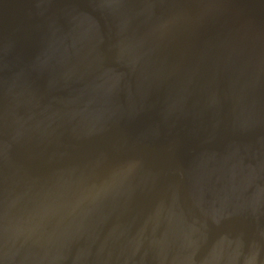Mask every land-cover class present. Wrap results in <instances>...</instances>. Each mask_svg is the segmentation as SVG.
<instances>
[{"label":"water","instance_id":"obj_1","mask_svg":"<svg viewBox=\"0 0 264 264\" xmlns=\"http://www.w3.org/2000/svg\"><path fill=\"white\" fill-rule=\"evenodd\" d=\"M28 2L31 3L0 0V28L2 20L6 21L5 32L0 31V34L6 44L11 45L4 61L1 60L0 86L13 89L9 90L8 96L24 99L22 104H27L26 113L15 115L22 104L11 114L0 106V134L6 135L10 131L15 138L22 135L26 127L31 135L40 140L65 146L49 151L47 147L43 150L31 147L32 142L23 143L27 151L24 155L27 154L26 159L30 157L28 168L26 164H21L14 145L0 151V169L5 173L6 180L0 193V204L2 198H7L8 189L17 187L19 181L27 178L36 181L38 186L37 192H31L33 198L44 199L46 192L38 184L65 172L60 166L63 157L66 161L119 150L117 146L125 143L119 140L120 129L107 120L100 127L93 123L94 119L102 121L106 117L104 109L109 103L101 98V94L106 93L104 86L113 80L125 78H130L134 84L152 75L151 94L161 80L152 70L166 71L161 74L166 76L171 63L173 65L177 59L178 67L168 76V82L161 84L165 90L171 86L170 96L176 94L171 100L173 111L161 110V120L164 122V116H176L170 126L174 137L178 138L174 144L181 143L186 149L184 155L177 156L179 164L187 167L195 162L194 176L199 172L198 176L206 182L215 181L212 188L218 191L213 199L210 198V203L218 205L220 211L213 217L202 213L185 219L186 212L193 211L192 208L196 206L182 193L184 179L176 174L170 185L175 203L173 222L176 224L173 227L174 232L179 230L181 234H177L169 245L160 246L161 254L156 261L160 264H264V96L255 94L251 97L259 90L253 89L260 88V84L247 87L245 93L239 86L241 91L233 92L230 97L218 96L217 100H207L213 91L209 81H217L220 76L222 80L226 79L230 71L240 65L252 67L257 71L255 76H264V0H208L205 14H201L197 22H189V29L178 30L174 35L176 44L170 40L173 36L164 31L165 24L161 20L165 13L160 20L156 17L159 7L162 9L163 0ZM176 22L173 19L169 24L174 26ZM149 23L152 29H149ZM103 32H107V36L104 37ZM250 33L256 34L254 43L262 41L263 46L261 51L253 50L254 54H244L252 48L243 47V43L235 45L234 42H240L244 37L251 39ZM189 41L192 45L202 44L204 50H192V54L183 52L188 49L186 44ZM224 44L230 47L234 45V49L224 52L221 50ZM172 50H175V54ZM120 53L128 56L130 61L127 58L124 60ZM229 63L231 67L227 71ZM6 68L10 77L1 72ZM191 77L196 82L189 88H183L182 85ZM172 86L182 91L176 92ZM191 88H197L205 97L200 110L196 107L195 96L186 93ZM147 91L146 86L143 92ZM6 96L7 93L0 95V99ZM84 97L90 100L84 101ZM152 120L151 115L146 117L147 130L155 127ZM128 141L135 143L134 139ZM187 142L191 145L187 146ZM36 150L42 152L37 153ZM21 151L19 149L18 153ZM241 152L247 158L244 162H250L248 170L236 169ZM41 155L50 160L48 171H41L42 167L37 163ZM212 156L218 158L220 163H211ZM16 164L20 171H17ZM232 171L238 179L223 192L224 182H229V178L227 181L225 179ZM81 173L78 168L77 174L80 176ZM245 176L252 178L251 183L258 184H250L252 192L243 183L247 179ZM246 187L251 192L252 201L242 200V196H238L240 188ZM141 191L143 197L148 195ZM121 193H118L116 200L120 199ZM116 196L117 193L104 195L100 201L110 203ZM64 197L62 194L56 195L53 201L61 202ZM21 204L27 205L24 199ZM91 204L87 201L84 206ZM228 205L232 208L227 212ZM213 206L209 209H213ZM208 219L214 228L205 227ZM18 224L31 230L29 226L33 222L18 220ZM237 228L243 230L241 234L236 233L235 238H228L238 231ZM119 231H115L114 235L122 241L131 235L128 228ZM62 233L67 236V231ZM201 239L204 240L202 250L194 251L193 242ZM209 239L212 247L205 245V240ZM242 239L246 242H241ZM222 253L224 257L218 259L216 255ZM227 253L233 260L225 259ZM192 254L200 258L193 260ZM203 255L204 258L201 257Z\"/></svg>","mask_w":264,"mask_h":264},{"label":"bare ground","instance_id":"obj_2","mask_svg":"<svg viewBox=\"0 0 264 264\" xmlns=\"http://www.w3.org/2000/svg\"><path fill=\"white\" fill-rule=\"evenodd\" d=\"M24 2L29 3L28 0H24ZM208 6V0H163L162 9L159 7L156 17L160 20L165 13L164 19L161 20L165 24L164 31L171 35L170 37L173 36L170 40L176 44L174 35L177 34V31L189 29V22H197L201 14H205ZM196 9L198 10L196 11ZM173 19L177 21L174 26L169 24V21H173ZM5 23L6 21L3 19L0 28L3 33L6 28ZM151 23L153 24L154 21ZM152 28L149 23V29ZM153 32L155 31L153 30ZM103 33L104 37L108 34L107 32ZM109 33L111 32L109 31ZM250 36L251 39L244 37L240 42L233 41L235 45L243 43V47L252 48L244 54H254L253 50L261 51L262 49V41L254 43L256 34L250 33ZM8 37L11 38L10 34ZM248 40L249 42H246ZM14 44H17L16 41ZM10 46L6 44L0 34V68H3L1 60L4 61L5 53L8 52ZM186 46L188 49L183 52L189 51L191 54L192 50L197 52L204 50L202 44L192 45L190 41ZM233 46L224 44L221 50L224 52L231 51L234 49ZM168 53L167 51L166 58ZM172 53L175 54V50H172ZM120 55L124 60L127 58L130 61L125 54L120 53ZM177 67L178 61L175 59L173 65L171 63L169 67V74L166 76H161L166 71L155 72L152 70L161 80L151 94L152 84L150 80L152 75L145 80L140 79L134 84L130 82V78H125L113 80L104 86L106 93L101 94V98L109 103L106 105L107 109H104L106 117L102 121L94 119L93 123L96 127H100L107 120L120 129L119 140H124L125 143L117 146L119 150L112 148L115 151L100 152L96 155L66 161L63 157L60 166L62 165L65 172L61 173L59 177L48 178L42 184H38L43 187L41 189L47 195L42 200L33 198L31 192L34 190L37 192L38 186L36 181L28 178L22 179L17 183V187L14 186L6 191L7 198H2V204H0V264H160L156 261L161 254L160 246L169 245V242H172L177 234H181L179 230L174 232L176 224L173 222L175 203L170 186L173 184L172 181L176 174L184 179L181 187L182 193L190 198L196 206L192 208L193 211L186 212L185 219H192L202 213L210 217L218 214L220 207L210 203L218 191L215 187L212 188L215 181L206 182L198 176L199 172L194 176L193 171L197 166L195 162L187 167L179 164L180 161L177 156L184 155L186 149L181 143L174 144L178 138L174 137L175 133L171 132L170 126L176 120V116H164V122L161 120V110L173 111L171 100L176 96V94L170 96L171 86L169 90H165L161 84L168 82V76ZM227 67L228 71L231 63ZM1 72L7 77L11 76L8 68L1 69ZM256 74L257 71L252 67L240 65L230 71L226 79L222 80L220 76L217 81H209L213 91L212 95L207 96V100H217L218 96L220 98L230 97L233 92L236 93L240 90L239 86L245 93L247 87L258 84H260V88L253 90H259L251 97L255 94L264 96V76H255ZM195 82L196 80L191 77L185 81L182 87L189 88ZM146 86L148 91L143 92ZM172 87L176 92L182 91ZM3 89L4 87L0 86L1 93H7V99L4 97L0 99V106L5 110L8 109V114L14 113L15 110L20 109L19 105L25 100H19L13 96L9 97L8 92L13 89ZM1 93L0 95H2ZM186 93L195 96L196 107L200 110L199 107L204 102L205 97L203 98L197 88H191ZM84 98V101L90 100L87 97ZM154 109L157 111H153ZM26 111L27 104L25 103L14 115L20 112L26 113ZM255 114L256 112H254ZM148 115L153 117L152 121L155 124L151 130H147L148 127H145ZM164 123L168 125H164ZM22 133L15 138L10 131H7L6 135L1 133L0 151H5L14 145V150L19 155L21 164L23 166L26 164L27 168V161L30 157L26 159L27 154L24 155V153L27 151L23 143L32 142L31 147L41 150L47 147L49 151L60 150L65 146V144L58 142L40 140V138L31 135L26 127L23 128ZM166 138L167 140H165ZM130 139H134L135 143H129L128 140ZM1 141L3 142L1 143ZM185 144L191 145L188 142ZM19 149H22L21 153H18ZM36 151L37 153L42 152ZM245 159L247 158L241 152L238 157L239 163L236 164L237 170L249 169L250 162H244ZM49 161L41 155L37 162L42 167L41 171H48L50 168ZM212 162L220 163L218 158L213 156ZM16 168L17 171H20L17 164ZM78 168L82 171L80 176L77 174ZM245 177L247 179L243 180V183L252 192L253 187L250 184L254 186H258V184L256 182L251 183V177ZM228 178V184L224 182L223 192L230 189L238 179L233 171L225 181ZM5 184V173L0 169V193ZM247 187L240 188L238 196H242V200L249 199L248 201H252L251 192ZM141 190L148 195L143 197ZM120 192L123 193H121L120 199L116 200ZM116 193L117 196L110 203L100 201L102 196ZM59 194L65 197L61 202H54L53 197ZM23 199L27 204L26 207L21 204ZM87 201L92 202L91 206H84ZM159 202L160 205H158ZM211 206L213 209H209ZM231 208L228 205L227 212ZM223 211L225 210L223 209ZM18 220H24L26 223L33 222V225L29 226L31 230L20 227ZM124 227L126 230L127 228L130 230L131 235L126 236V240L122 241V239L116 238L114 233L125 229ZM205 227L214 228V224L208 219ZM237 229L238 231L228 238H235L236 233L240 235L243 230ZM64 230L67 231V236L63 235L62 231ZM147 236L149 238L145 241ZM203 242L202 239L193 242L194 251L202 250L201 244ZM241 242L246 241L242 239ZM206 244L207 247L213 245L210 239L205 240ZM191 256L193 260H198L195 259L196 257L200 258L199 255L194 256L192 254ZM225 256L228 261L233 260L229 253ZM201 257L204 258L205 256ZM216 257L220 259L224 257V253L217 254Z\"/></svg>","mask_w":264,"mask_h":264}]
</instances>
